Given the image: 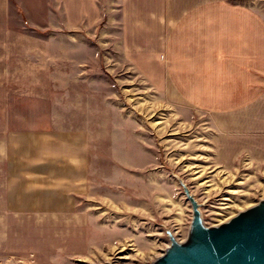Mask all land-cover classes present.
I'll use <instances>...</instances> for the list:
<instances>
[{
    "label": "rangeland",
    "instance_id": "374dc122",
    "mask_svg": "<svg viewBox=\"0 0 264 264\" xmlns=\"http://www.w3.org/2000/svg\"><path fill=\"white\" fill-rule=\"evenodd\" d=\"M233 1L264 17V0ZM11 10V47L0 46V264H150L166 228L183 240L191 223L175 175L208 225L264 198V134L249 136L245 113L200 111L161 76L150 86L131 69L142 57L116 54L111 25H92L88 52L72 53L50 9Z\"/></svg>",
    "mask_w": 264,
    "mask_h": 264
},
{
    "label": "crops",
    "instance_id": "0c3cea01",
    "mask_svg": "<svg viewBox=\"0 0 264 264\" xmlns=\"http://www.w3.org/2000/svg\"><path fill=\"white\" fill-rule=\"evenodd\" d=\"M31 2L0 0L3 48L11 47L8 24L17 6L50 9L51 17L67 30L72 53L88 52L91 26L105 23L112 26L105 31L116 40V54L142 57L143 65L132 64L131 69L150 86L161 76L196 109L227 116L245 113L249 136L261 139L264 134V17L249 5L233 0ZM80 67L85 71L84 64Z\"/></svg>",
    "mask_w": 264,
    "mask_h": 264
},
{
    "label": "water",
    "instance_id": "95a60500",
    "mask_svg": "<svg viewBox=\"0 0 264 264\" xmlns=\"http://www.w3.org/2000/svg\"><path fill=\"white\" fill-rule=\"evenodd\" d=\"M175 178L192 207L186 237L166 228L169 244L150 264H264V198L227 220L206 224L202 206L186 181Z\"/></svg>",
    "mask_w": 264,
    "mask_h": 264
}]
</instances>
